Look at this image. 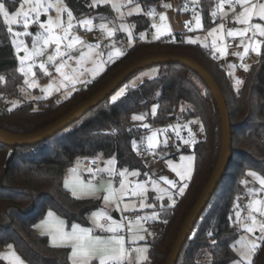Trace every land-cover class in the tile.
<instances>
[{
  "label": "trees",
  "instance_id": "1",
  "mask_svg": "<svg viewBox=\"0 0 264 264\" xmlns=\"http://www.w3.org/2000/svg\"><path fill=\"white\" fill-rule=\"evenodd\" d=\"M171 0H134L145 9ZM182 1V0H181ZM13 11L18 0H0ZM75 19L91 16L114 20L107 6L90 7V0H64ZM205 29L212 26V0H199ZM135 43L123 57L113 61L87 86L67 99L49 97L22 99L23 77L10 41L7 26L0 16V128L15 134H30L50 125L72 108L93 96L131 63L150 55H181L202 65L218 84L226 101L231 123L232 158L213 196L186 240L176 264H230L237 256L232 249L238 232L231 225L236 200L242 195L245 174L255 171L264 176V41L257 63L243 73L242 84L235 89L219 61L212 62L206 49L174 35V42L141 41L139 35L150 30L144 15L129 17ZM205 61V62H204ZM205 63L209 66H206ZM247 63V62H246ZM155 76L138 81L132 75L119 88L124 94L112 95L66 129L33 146L7 147L0 144V252L11 244L27 264H70L68 250L49 246L45 236L36 233L35 223L46 213L63 218L67 226H89L90 214L102 207L100 200L76 198L63 186V175L75 159H114L117 168L137 170L142 177L145 163L135 154L133 141L141 130L132 117L156 107V115L147 120L155 126L169 121L196 118L202 136L192 149L194 170L183 194L173 203L164 201L153 211L157 219L145 242V264H164L176 235L210 177L216 164L221 128L214 100L199 77L180 65H157ZM134 85V86H133ZM12 100L22 101L10 107ZM183 104L189 108L181 110ZM139 146H137L138 148ZM172 205V206H169ZM0 264H6L0 260ZM253 264H264V242L253 256Z\"/></svg>",
  "mask_w": 264,
  "mask_h": 264
},
{
  "label": "rangeland",
  "instance_id": "2",
  "mask_svg": "<svg viewBox=\"0 0 264 264\" xmlns=\"http://www.w3.org/2000/svg\"><path fill=\"white\" fill-rule=\"evenodd\" d=\"M179 1V0H178ZM181 1V0H180ZM185 3H187V8L184 9V6L182 7L181 13L183 14L184 12L189 15V19L187 22H185V25L187 24L188 27H185V29H188L186 36H184L186 42L189 39L192 40H197V43L199 46L202 48H209L213 52L212 49V40L213 37L209 36L208 33L211 32L213 29H216V36L217 37H222V39H217V44H224L228 48V54L224 57H221L220 54L217 52L216 54L220 58V65L223 66L227 72H232V75L230 76L231 78V83L235 89V79L243 80V73L245 70L239 65L242 63V61L237 57L232 55L233 52H243V47H237V45L240 44V37H236V44L233 47H229L226 44V39L227 38H232L227 35L228 30H236V29H242L246 27V25H241L235 22V14L238 13L241 9L239 6L235 8V11L232 8H229L227 4H225L223 10L218 9V4L221 2V0H212L213 2V11L211 12V22L213 23L212 26L209 28L205 29L202 23V17H201V11L199 8V0H197L196 3H193V0H184ZM22 2V0H18V4L16 8L13 11H9L10 15L14 14L18 9H19V4ZM118 2L123 3L126 5V7L122 8L121 11L124 13L123 17H121L120 13L113 10L111 6V0H109V3H100L96 7H101V6H107L110 8V10L113 13L114 20H105L102 18L95 19L91 16H84L79 19L73 20V23L76 25V27L71 30L70 32V37L71 36H77L83 43L77 44L73 50L70 52L65 46V43L61 44V51L68 53L67 55L63 57H57L55 61H48V56L52 55L55 52L56 45L50 44L47 46V48L44 49V54L41 56H36L33 58V60L27 61L25 67L28 65H31V72L25 77L24 74H22L19 69H20V60L17 59V56L23 57L24 53L21 51L19 53L16 52V49L12 43V40L14 39L10 35V41L11 44L14 48V52L16 54V59L18 63V72L22 75L23 77V83L20 88L21 96L23 100L26 101H33V100H42L45 98L49 97H56L58 99H67L69 98L74 92L80 91L82 87H84L86 84H89L92 80H94L97 76H99L105 69L106 67L112 63L114 60L119 59L121 56H115L113 55L112 59L109 60V54L114 53L116 49H120L123 53L124 49H129L133 46L134 42V34H133V25L129 21V17L135 16V15H140L144 13L143 6L138 3H131L128 4L127 0H118ZM91 5L93 4V0H90ZM253 3H264V0H253ZM171 5L170 2H165L163 3ZM137 5L140 7L139 12H133L132 15H128V12L131 11L133 8H135ZM65 6V4L63 5ZM66 7V6H65ZM94 7V8H96ZM27 6H25L26 10ZM152 10V7L150 8ZM216 12L215 17L212 15L213 12ZM160 14L154 18L149 16V19L151 18V25L153 23L160 24ZM199 15L200 17V27H196V19L195 16ZM57 16V12L55 8L49 10L47 13H42L40 16V22H47L48 18L51 17L52 19H55ZM2 17V16H1ZM3 18V17H2ZM61 19L64 21L65 25L67 24V13H62L61 14ZM83 19H92L93 20V28L91 31L86 30V28L81 27L79 25V21ZM107 24L109 28L116 29L111 37H108L106 34L102 33L100 29L98 28L99 24ZM126 24L131 26V36H132V43L131 45L128 44V32L126 31H120L119 27L121 24ZM224 24V29L220 30L219 25ZM252 23H261L264 25V21H259L258 18L254 17ZM150 25V30L149 32H142L141 34L144 35V39L141 41H158L161 38H165L166 36L172 35V34H165L161 36L159 39H154V33L156 31L155 28H152ZM13 31H21L23 32L25 29L23 28L22 24L19 25H11ZM189 27L192 28V31H189ZM96 29L98 31L97 34L93 33V30ZM27 31L30 33L29 36L24 37H17L15 39L17 40H23L24 45L31 50L32 47V37L37 33L40 32L41 29L39 28L38 23H30L29 28ZM86 31L88 32V36L84 37L82 35V32ZM58 34H61L59 30H57ZM140 34V36H141ZM139 36V38H140ZM251 36V32L247 34L246 37H244L245 42H248V37ZM92 39L93 41H89ZM264 41V37H257V42L262 44ZM206 45V46H202ZM99 46V47H97ZM261 50V48H260ZM91 52V55H86L85 60L81 64H77V59L80 57L81 53L88 54ZM99 54V55H97ZM69 56L71 58H69ZM259 56H257L255 53L249 51V54L245 56V59H247V64L249 68L258 62ZM67 61V67L63 69L64 72L71 73L73 69H78L76 73V83L73 85L72 83L65 81V87H59V83L62 79L61 75L56 72L55 66L62 63L63 61ZM103 63L102 69L96 73L95 75L92 73V69L96 67L98 63ZM205 62V61H204ZM43 63L45 66V69L47 70V74H45L44 71L40 69V64ZM234 64L237 67L235 69H230L229 65ZM206 66H209L205 63ZM228 65V66H227ZM248 68V69H249ZM157 73V68L156 67H150L146 68L142 71H140L138 74H136L135 77L132 78L131 82H133L134 79H137L138 81H143L146 79H149L153 76H155ZM229 74V73H228ZM28 80L29 82L35 81L36 86L35 87H28V85L25 83V80ZM53 84V89L51 90L50 95H45V93L42 91V89L46 88L49 84ZM242 84V83H241ZM239 85V87L241 86ZM238 87V88H239ZM59 88V90H56ZM122 88H119L113 95L112 99L118 92H120ZM120 97V96H119ZM118 97V98H119ZM117 98V99H118ZM22 101L20 100H12L10 102V107H15L21 104ZM156 107L152 106L150 108L149 113L143 112L140 114H137L135 116L143 115L144 120H135L138 122V128L141 130V134L139 135L138 139H135L133 141V146L134 148L139 147H144L150 152L158 155L159 157L163 158V161L166 164L165 169L160 170L157 166L146 162V172L144 175L141 177L140 174L133 176L131 175L132 172H137V170H129V169H119L116 166L115 160L114 159H96V162L98 164L96 169H92L90 166L91 162L93 160H86V159H75L72 164L66 168L64 175H63V186L65 187V182H68V187H65L71 195H73L72 189L75 188L77 191V195H73L76 198L80 199H94V200H100L102 207L90 214L88 217V222L89 226H81V228H87L90 229L93 233V235L101 236V237H107L111 235L110 233L102 232L100 229H98L95 226L94 220H93V214L97 212H104L107 216L111 218L112 221H115L117 223H120L123 225V230L119 233L120 235H123L127 237L129 235L128 232V227H129V222H132L133 224V230H136L135 226V220L137 219L138 216H151L154 211V202H151L149 198L155 199L157 204H161L164 201H167L168 203H173L175 200L176 196L181 195L179 192V188L182 187L184 184L187 185V183L190 181H180L179 177L176 175L175 172H173L168 166H167V161L171 160L173 163L178 164L179 163V157L180 156H191L193 157V162H192V175H193V170H194V156L191 152H182L181 150L183 148L185 149H192L193 145L195 143H192L190 145H185L183 144V139L188 138L189 130L192 132L195 142L199 139V137L202 136V131L201 128L199 127V121L196 118H190L188 120H183V121H169L165 124H156L153 126L151 122L147 120L148 115H151L152 117L154 116L152 114V109ZM186 110L189 108L188 104H183L181 106V109ZM195 120L198 123L196 124H188L189 121ZM147 124L148 127L145 128L143 125ZM188 124V128L185 129L183 125ZM179 125V132L180 136L179 138L176 136V132L173 130L175 126ZM168 129L166 132L158 131V130H164ZM153 132H156V139L158 141L157 146L155 149H148L147 147V137L151 136ZM167 139L168 143L167 146H165L164 141ZM112 160L114 163L111 165L112 171H109V165L108 161ZM91 169V171L89 170ZM103 170V171H101ZM126 170V194L123 197V201L117 204L116 201H110V202H105L103 197L106 195V189L111 186V189L117 193H119L120 190V181L122 177L119 175L121 171ZM117 172L119 180L115 182V173ZM191 175V177H192ZM259 175V174H258ZM161 177H166L169 180H172L176 182V188H169L168 185H165L163 181L160 179ZM151 181H156L159 184V187L162 189H166L170 194L172 199H169L168 196H165L164 199H158V193L152 189V184ZM138 183H143L145 184L147 191L144 193L143 196L139 195H132L131 189ZM242 190L243 193L242 195L236 200L234 206H233V212L231 215V225L234 227V229L238 232V238L233 242L232 244V249L234 253L236 254L237 258L236 262L239 261L240 258V245L237 244V241H240L241 239H247L251 240L254 237L259 236V232H253V233H245L243 231V224L237 222L236 218V212L239 211L241 213V218L245 224L250 223L249 220H247V217L249 216V210L247 208V205L251 200L254 199H261L264 200V192L259 191V184L257 181H255L252 177L249 175L243 178L242 181ZM83 185L85 188H87L89 185H91L93 188L96 189L95 192L93 193H87V192H81L80 191V186ZM186 188V187H185ZM184 188V191H185ZM184 193V192H183ZM141 199H144L145 204H152L153 207H144L141 209L139 207ZM127 204L129 206V210L125 211L124 210V205ZM49 213V212H48ZM48 213H46L42 218H40L35 225L40 224L43 220H45L48 216ZM116 213L118 218H114L113 214ZM54 214V213H53ZM135 215L134 218L129 219L130 215ZM55 217H57L59 220H62L64 222V228L65 231H71V226H67L65 220L56 214H54ZM258 220H264V217H259L257 215ZM104 221L109 223L107 220H101L100 222L103 223ZM148 222H152L151 220ZM148 223L144 224V227L148 229L149 232H151L150 228L147 226ZM34 229L37 234L41 235V231L37 229L34 226ZM145 235L144 240H136L135 245H131V247H146L145 242L147 241L148 238H150V235H147L146 233H141ZM44 236V235H42ZM48 240V237L45 236ZM49 243V241H48ZM9 245V244H8ZM233 245H235V249L233 248ZM127 246V245H126ZM12 250H14L12 246ZM68 253L70 252V248L67 249ZM9 249L7 248V245L3 247V249L0 252V255H3L7 253ZM16 252V251H15ZM135 256V253H133V257ZM6 264H8V261L3 260ZM234 261L231 262L230 264H234ZM146 263V262H145ZM25 264H27L25 262ZM203 264H210L209 262H205Z\"/></svg>",
  "mask_w": 264,
  "mask_h": 264
},
{
  "label": "snow or ice",
  "instance_id": "3",
  "mask_svg": "<svg viewBox=\"0 0 264 264\" xmlns=\"http://www.w3.org/2000/svg\"><path fill=\"white\" fill-rule=\"evenodd\" d=\"M128 4L134 3V0H127ZM197 0H193V3H196ZM15 3V0H13ZM100 3H109V0H93V4L90 7H96ZM225 4L228 5L229 8H232L235 11V8L239 6L241 9L238 13L235 14V22L241 25H246V27L242 29L236 30H228L227 35L232 38L240 37V44L237 47H243V52H233L232 55L237 56L241 61L244 60L245 56L249 54V51L255 53L257 56L261 55L260 48L261 44L257 42V37H264V25L261 23H252L253 18H258L259 21H264V3H253V0H221L218 4V9L223 10ZM64 5V0H22L19 4V9L10 15L9 9L6 8L4 3H0V16L3 17L4 25L7 26L8 33L14 38L12 43L16 49V52H23L24 56H17V59L20 60V69L19 71L27 77V75L31 72V65L25 67L26 62L33 60L36 56H41L44 54V49L47 48L50 44H55V52L52 55L48 56V61H55L57 57H63L68 53L61 51V44L65 43L66 48L70 52L75 48L77 44L83 43L77 36H71L70 32L73 30L76 25L73 23L74 16L73 13ZM25 6H27L25 10ZM111 6L113 10L120 13L121 17H123L124 13L121 11L122 8L126 7L125 4L118 2V0H111ZM164 7L169 8L171 5L165 4ZM55 8L57 12V16L55 19L51 17L48 18L47 22H40V16L42 13H47L49 10ZM141 9L139 5L133 8L128 12V15H132L133 12H139ZM67 13V24L65 25L64 21L61 19V14ZM147 15L153 17L156 15V11L154 9L149 10ZM212 15L215 17L216 12L214 11ZM196 19V27H200V17L199 15L195 16ZM160 24L153 23L151 26L155 28L156 31L154 33L153 38L159 39L161 36L165 34H170L171 29L167 24V17L164 14H160ZM30 23H38L40 32H37L32 37V47L29 50L28 47L24 45L23 40H17V37H27L30 33L27 31ZM79 25L81 27L86 28V30L91 31L93 28V20L92 19H83L80 20ZM22 24L25 29L23 32L21 31H13L11 25H19ZM185 27H188L186 24ZM98 28L108 37H111L116 29L109 28L107 24H99ZM220 30L224 29V24L219 25ZM57 30H59L61 34H58ZM120 31L128 32V44L132 43L131 36V26L126 24H121L119 27ZM189 31H192V28L189 27ZM216 29H213L208 33L209 36L213 37L212 40V49L213 56L215 58V54L218 52L221 57H224L228 54V48L224 44H217V39H222V37H217ZM251 32V36L248 37V42H245L244 37ZM140 39H144V35L141 34ZM174 42V40H173ZM189 44L197 43V40L189 39L187 41ZM206 46V45H202ZM99 47V46H97ZM122 51L120 49H116L114 53L109 54V60L112 59L113 55L120 56L122 55ZM86 55H91V52L88 54L81 53L80 57L77 59V64H81ZM99 55V54H97ZM69 58H71L69 56ZM103 63H98L94 69H92V73L95 75L102 69ZM40 69L47 74V70L43 63L40 64ZM67 67V61H63L62 63L55 66V70L62 77L59 87H65V81L72 83L73 85L76 83V73L78 69H73L71 73L64 72L63 69ZM237 66L234 64H230V69H235ZM239 67L243 68L245 71H248L249 66L247 64L241 63ZM229 75H232V72H229ZM0 79H3L0 77ZM25 83L28 87H35L36 82H29L27 79ZM242 83L241 80L235 79V87H239ZM134 86V85H133ZM53 89V84H49L46 88L42 89L45 95H50L51 90ZM56 90H59L57 88ZM125 89H121L120 92L113 97V100H116L119 96L124 94ZM183 111V108L181 109ZM152 114L156 115V109H152ZM133 120H144L143 115L133 116ZM198 123L195 120L189 121L188 124H196ZM188 124L183 125L185 129L188 128ZM143 127L147 128L148 125L145 124ZM179 125L175 126L173 130L176 132V136L179 138ZM162 132L168 131V129L158 130ZM156 132H153L151 136L147 137V147L148 149H155L157 146ZM183 144L190 145L195 143V138L192 132L189 130L188 138L183 139ZM167 139H165L164 144L167 146ZM192 162L193 157L191 156H180L179 163L175 164L171 160L167 161V166L176 173L179 177L180 181H187L191 178L192 175ZM109 171H112L111 165L114 161L109 160ZM91 171V169H89ZM103 171V170H101ZM119 175L122 177L120 181V190L119 193L113 191L111 186L105 190L106 195H104V201H116L117 204L123 201V197L126 194V170L121 171ZM131 175L136 176L139 175L137 172H132ZM247 175L252 177L255 181L258 182L260 188V192H264V176L258 175L255 171H250ZM165 185H168L169 188H176V182L167 179L166 177L160 178ZM152 189L158 193V199H164L165 196H168L169 199H172L171 194L166 190L159 187V184L156 181H151ZM68 182H65V187H68ZM187 185L184 184L179 188L180 194H183L184 188ZM81 192L93 193L96 191L91 185L85 188L83 185L80 186ZM147 191L145 184L138 183L132 189V195L143 196ZM73 195H77V191L75 188L72 189ZM172 206V205H169ZM139 207L143 209L144 207H153L152 204H145L144 199H141ZM249 210V216L247 220L250 223L245 224L241 218V213L239 211L236 212L237 222L243 224V231L245 233H253L259 232V236L252 238L251 240L241 239L236 243L240 245V258L239 261H234V264H253V256L259 250L261 242H264V220H258L257 215L259 217H264V200L254 199L249 202L247 205ZM124 210L128 211L129 206L127 204L124 205ZM157 214L154 212L151 216H138L135 220L136 230H133L132 222H129L128 232L129 235L127 237L120 235L119 233L123 230V225L112 221L109 216H107L104 212H97L93 214V220L95 226L100 229L102 232L110 233L111 235L105 237L93 235L92 231L87 228H81L79 225L73 224L71 226V231H65L64 222L59 220L54 216L52 212L48 213V216L45 220H43L40 224L35 225L37 229L41 231V235L47 236L49 241V246L54 248L68 249L70 248V252L67 255V259L70 264H145L148 260L147 252L148 249L146 247H131V245H135L136 240H144L145 235L141 233H146L147 235H151L152 233L148 231L147 228L144 227V224L148 221L156 220ZM101 220H107L109 223L107 225L102 224ZM127 245V246H126ZM9 251L3 255H0V260L8 261V264H25V261L18 255L15 251L12 250V245H7ZM235 249V245H233ZM133 253L135 256L133 257Z\"/></svg>",
  "mask_w": 264,
  "mask_h": 264
},
{
  "label": "water",
  "instance_id": "4",
  "mask_svg": "<svg viewBox=\"0 0 264 264\" xmlns=\"http://www.w3.org/2000/svg\"><path fill=\"white\" fill-rule=\"evenodd\" d=\"M89 41L92 42L93 40L90 39ZM157 65H180L196 74L207 87L214 100L219 114L221 128L219 154L214 169L212 170L209 179L201 190L192 208L185 217L164 263L176 264L186 240L191 235L197 221L213 196L227 169L228 163L232 158L231 123L226 101L218 84L202 65L186 56L181 55L159 54L140 58L118 73L93 96L85 99L83 102L72 108L69 112L45 128L30 134H15L0 128V144L13 148L33 146L44 142L69 127L72 123L83 117L87 112L97 107L105 99L109 98L132 75L146 68ZM113 217L116 219L118 218L116 213L113 214Z\"/></svg>",
  "mask_w": 264,
  "mask_h": 264
},
{
  "label": "built area",
  "instance_id": "5",
  "mask_svg": "<svg viewBox=\"0 0 264 264\" xmlns=\"http://www.w3.org/2000/svg\"><path fill=\"white\" fill-rule=\"evenodd\" d=\"M238 7V6H237ZM236 7V8H237ZM167 11V8L166 7H164V4L163 3H159L158 5H157V11H156V15H155V17L154 18H156L158 15H159V13H163V12H166ZM149 32V31H148ZM147 32V33H148ZM93 33L94 34H97L98 33V31L96 30V29H94L93 30ZM82 35L84 36V37H86V36H88V32H86V31H83L82 32ZM174 40V35H170V36H167V37H165L164 39H162L161 41H160V43L162 44V45H165V44H167V43H170L171 41H173ZM236 39L235 38H227L226 39V44L229 46V47H233L235 44H236ZM206 55L207 56H209L210 58H211V60H212V62H217L218 61V58L215 56V58H214V56H213V54L211 53V51L210 50H206ZM247 62V59H244L243 61H242V63H246ZM88 84H86L84 87H82L81 88V91L82 92H84L85 90H86V86H87ZM135 154H136V156L142 161V162H144V163H146V162H149V163H151V164H153V165H155V166H157L160 170H163V169H165V167H166V164H165V162L163 161V158H161V157H159L158 155H156V154H154V153H152V152H150L149 150H147L146 148H144V147H138V148H136L135 149ZM90 166L92 167V169L94 170V169H96L97 168V166H98V164H97V162H96V160H93L92 162H91V164H90ZM119 180V177H118V174H117V172L115 173V182H117ZM135 217V215H130V217H129V219H132V218H134ZM103 224L104 225H106L107 224V222L106 221H104L103 222ZM149 227V226H148ZM150 229L152 228V227H149Z\"/></svg>",
  "mask_w": 264,
  "mask_h": 264
},
{
  "label": "crops",
  "instance_id": "6",
  "mask_svg": "<svg viewBox=\"0 0 264 264\" xmlns=\"http://www.w3.org/2000/svg\"><path fill=\"white\" fill-rule=\"evenodd\" d=\"M170 3L172 4V7H169V8H167V11L166 12H163V13H161V14H164L166 17H167V24H168V26H169V28L171 29V32H170V34H172V35H183V36H186V34H187V31H188V29H185V22H187L188 21V19H189V15H187L185 12L182 14L181 13V11L183 10L182 9V7L184 6V9L185 8H187V3H185V1L184 0H182V1H178V0H171L170 1ZM150 8L151 7H149V8H147V9H145L144 7H143V10H144V13L143 14H140V15H144L147 19H148V21H149V23H150V25H151V18L149 19V16L147 15V12L150 10ZM152 9H154L155 11H157V6H153L152 7ZM140 36V35H139ZM170 36V35H169ZM167 37V36H166ZM134 38V37H133ZM164 39V38H163ZM162 40V38L160 39V40H158V41H155V42H159V41H161ZM184 41H186L185 40V38H184ZM146 42H148V43H154L153 41L151 42V41H146ZM135 43V41L133 42V44ZM204 49H208V50H210L211 51V49H209V48H204ZM125 50H127V49H124L123 50V54L119 57V58H121V57H123V55H124V52H125ZM211 53L213 54V52L211 51ZM215 56L218 58V61H219V64H220V58L218 57V55L217 54H215ZM245 59V58H244ZM117 60V59H116ZM115 61V60H114ZM248 62V61H247ZM111 64V63H110ZM109 64V65H110ZM243 64H245V63H243ZM221 66V65H220ZM228 66V65H227ZM223 67V66H222ZM107 68V67H106ZM224 68V67H223ZM225 69V68H224ZM225 71L227 72V70L225 69ZM229 72H227V74H228ZM228 76H229V74H228ZM230 77V76H229ZM230 80H231V78H230ZM249 172H247L246 174H245V177L246 176H248L247 174H248ZM243 184V183H242ZM242 193H243V190H242ZM103 224V223H102ZM107 225V224H106Z\"/></svg>",
  "mask_w": 264,
  "mask_h": 264
}]
</instances>
